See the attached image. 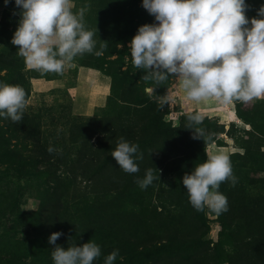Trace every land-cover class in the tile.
I'll return each mask as SVG.
<instances>
[{"label": "rangeland", "instance_id": "rangeland-1", "mask_svg": "<svg viewBox=\"0 0 264 264\" xmlns=\"http://www.w3.org/2000/svg\"><path fill=\"white\" fill-rule=\"evenodd\" d=\"M71 3L74 13L83 9L86 29L96 31L100 54L77 56L57 74L29 68L18 55L11 39L19 9L15 0H0V84L22 86L28 105L21 123L0 117V264H54L49 236L57 231L63 247L100 245L93 264H104L116 249L114 264H230L229 250L248 258L246 264H264V99L195 101L176 77L145 80L128 47L140 25L156 22L142 0ZM246 4V16L257 17L264 0ZM79 66L112 79L107 104L91 115L72 109ZM189 114L202 122L191 124ZM144 126L153 146L137 173L142 180L153 170L149 186L85 179L86 166L110 157L121 137L133 143ZM188 127L202 129L204 140ZM213 153L229 156L237 178L235 186L220 185L228 200L222 214L196 211L182 180ZM114 166L112 176L120 180L126 172Z\"/></svg>", "mask_w": 264, "mask_h": 264}, {"label": "clouds", "instance_id": "clouds-1", "mask_svg": "<svg viewBox=\"0 0 264 264\" xmlns=\"http://www.w3.org/2000/svg\"><path fill=\"white\" fill-rule=\"evenodd\" d=\"M15 5L20 19L11 43L29 68L62 74L77 56L100 54L96 31L86 29L83 9L74 13L71 0H15ZM142 6L156 22L140 25L128 47L133 66L144 71L145 80L161 83L176 77L195 101L264 99V5L252 18L246 16V0H142ZM145 91L151 94L153 89ZM27 106L22 86L0 84V117L21 123ZM187 119L191 124L202 122L199 114ZM188 128L194 139H203L202 129ZM48 151L56 149L50 146ZM111 156L124 172L134 174L143 153L138 144L121 137ZM154 179L148 169L137 183L146 188ZM182 180L191 206L216 214L228 210L227 196L219 191L221 183L237 182L229 156L222 153L208 154ZM61 235L57 231L49 236L55 245L54 264H93L101 256L100 245L91 240L68 247L56 244ZM118 254V249L108 254L104 264H114Z\"/></svg>", "mask_w": 264, "mask_h": 264}, {"label": "trees", "instance_id": "trees-1", "mask_svg": "<svg viewBox=\"0 0 264 264\" xmlns=\"http://www.w3.org/2000/svg\"><path fill=\"white\" fill-rule=\"evenodd\" d=\"M124 1H126V2L128 1L130 4H132V0H124ZM144 127H141L140 130L138 131L139 133H137L136 136H133L132 141H133V143L138 144L139 150L142 148V153L145 154V151H148L149 147H152L153 145L147 146L149 144V142L151 141L150 129L147 130L146 127L145 128ZM117 143L118 142L113 144V146L115 147L117 145ZM159 144H160V142H159ZM146 157H147V155H143L142 159H137L136 162H137L139 168L143 164V161ZM114 161L115 160L113 157L111 158V156L109 157V155H105L102 159L96 160L95 163H92V164L90 163L89 166H86L82 175H84L86 180H89V179L94 180L96 184H99V185L103 184V185H106V187L118 186L119 188H128L129 186H131L132 184L137 182V180L140 178L138 173H134V174L126 173L121 177L120 180L113 177L112 173H113V170L115 167ZM183 244H184V242L178 243L177 248L183 247ZM166 246L171 247L169 245H166ZM195 254H196V252L194 250V252L190 256H188L187 258L189 259V257H193V256H195ZM226 254H228V256H230V258H231L229 260L230 264H246V262L248 260V258L241 256V254L238 253L236 250H229L228 252H226ZM234 258H237V260H236L237 262L234 261ZM178 262H181V260H178Z\"/></svg>", "mask_w": 264, "mask_h": 264}, {"label": "crops", "instance_id": "crops-1", "mask_svg": "<svg viewBox=\"0 0 264 264\" xmlns=\"http://www.w3.org/2000/svg\"><path fill=\"white\" fill-rule=\"evenodd\" d=\"M112 79L104 74H93L92 69L79 66L75 85L71 88L72 109L79 115H91L97 108L107 104ZM53 85L64 84V80H53Z\"/></svg>", "mask_w": 264, "mask_h": 264}]
</instances>
